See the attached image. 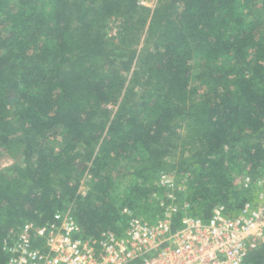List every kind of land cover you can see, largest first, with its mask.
<instances>
[{
    "label": "trees",
    "instance_id": "1",
    "mask_svg": "<svg viewBox=\"0 0 264 264\" xmlns=\"http://www.w3.org/2000/svg\"><path fill=\"white\" fill-rule=\"evenodd\" d=\"M176 154L192 214L251 198L239 179L264 171V0H0V264L8 232L69 205L83 234L120 233Z\"/></svg>",
    "mask_w": 264,
    "mask_h": 264
},
{
    "label": "built area",
    "instance_id": "2",
    "mask_svg": "<svg viewBox=\"0 0 264 264\" xmlns=\"http://www.w3.org/2000/svg\"><path fill=\"white\" fill-rule=\"evenodd\" d=\"M173 177L160 175L170 192L155 220L131 216L118 234L85 235L69 205L42 225L25 221L8 232L5 264H246L251 252L264 251V171L243 174L239 183L252 196L237 211L216 206L209 217L179 202L183 189L175 192Z\"/></svg>",
    "mask_w": 264,
    "mask_h": 264
},
{
    "label": "rangeland",
    "instance_id": "3",
    "mask_svg": "<svg viewBox=\"0 0 264 264\" xmlns=\"http://www.w3.org/2000/svg\"><path fill=\"white\" fill-rule=\"evenodd\" d=\"M139 4H142L143 6H146V7H149V8H153L155 6V4L157 3V0H138ZM112 27V29L108 32V36H111V37H116V29H117V24H115L114 22L110 25ZM142 41H143V37L141 38L140 40V43L138 45H136V47H140L142 46ZM116 110V107L114 106L113 108V112ZM177 158H178V155L176 154V156H169L166 158V161H167V166L169 167H166V168H163V169H160L159 171H157L155 178H154V182L156 183V185L160 188V189H157V191H154L153 194L150 196L149 198V207H150V211L146 214H144V212L139 215V217H142L144 218L145 220L147 221H153L155 220L156 218H158L160 216V211H159V208H158V203L162 200H165L167 194H169L170 192V189L165 187V186H162L160 185V175L161 174H167V175H170L173 173L174 174V171L173 169L170 168L171 164H176L178 161H177ZM261 170V169H260ZM242 177V176H241ZM172 178V177H171ZM129 179H132L129 175L126 177V178H123V182H121L119 184V190H122V189H125V187L128 185V183L130 182ZM173 181L174 183L176 184L175 185V192L179 190V188L181 189H184L185 187V184H184V180L182 178H179V176H175L174 174V177H173ZM241 178L239 179V182H240ZM89 190V180H88V177L87 176H83V178L81 179L80 181V186H79V192L81 194H85L87 191ZM157 200L156 204H155V201ZM152 209H156L155 212L152 211ZM129 215H132V216H136L133 214L132 211H128ZM138 216V215H137Z\"/></svg>",
    "mask_w": 264,
    "mask_h": 264
}]
</instances>
